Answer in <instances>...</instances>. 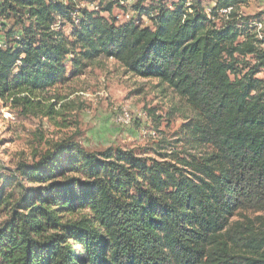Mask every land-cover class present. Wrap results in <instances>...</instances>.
<instances>
[{"label": "trees", "instance_id": "1", "mask_svg": "<svg viewBox=\"0 0 264 264\" xmlns=\"http://www.w3.org/2000/svg\"><path fill=\"white\" fill-rule=\"evenodd\" d=\"M147 1L0 0V99L13 111H41L68 63L83 72L105 58L196 116L182 128L187 158L70 137L20 164L17 193L0 192V264H264L262 22L239 14L247 0Z\"/></svg>", "mask_w": 264, "mask_h": 264}, {"label": "rangeland", "instance_id": "2", "mask_svg": "<svg viewBox=\"0 0 264 264\" xmlns=\"http://www.w3.org/2000/svg\"><path fill=\"white\" fill-rule=\"evenodd\" d=\"M202 1L209 7L216 2ZM178 3L148 0L144 7L154 11L159 4ZM125 13L117 10L115 15L123 22ZM239 14L262 22L260 38L264 39V0L240 3ZM104 17L109 19L108 15ZM71 29L65 26V35H70ZM67 65V80L37 97L43 109L36 114L13 111L0 99V192L4 199L17 193L14 171L20 164H32L53 143L70 137L97 152L114 147L155 158L157 152L176 153L182 158H187L189 152L196 153L182 130L195 114L159 81L134 77L120 63L105 58L83 72ZM257 78L264 80V70ZM51 104L54 115L48 117L44 114ZM124 111L132 117L130 124L121 121ZM6 220L7 210L2 208L0 224Z\"/></svg>", "mask_w": 264, "mask_h": 264}, {"label": "built area", "instance_id": "3", "mask_svg": "<svg viewBox=\"0 0 264 264\" xmlns=\"http://www.w3.org/2000/svg\"><path fill=\"white\" fill-rule=\"evenodd\" d=\"M108 1L116 2L117 0H108ZM98 3H99V0H96V4L93 5L91 8L98 10ZM130 3H131V1L128 2L127 4L126 3H122V5L126 6V5H129ZM232 10H233L232 8L225 9V10L220 11V14L226 16V15L230 14ZM208 13H210V10H208ZM132 16H134V13H132L130 11L128 13H125L126 20H129ZM256 26H257V30L260 33L263 30V24L262 23H256ZM121 121H122L123 124H126V125L131 123L132 117L128 113V111H124V113H123V115L121 117Z\"/></svg>", "mask_w": 264, "mask_h": 264}]
</instances>
